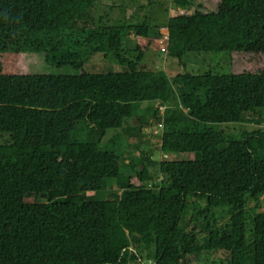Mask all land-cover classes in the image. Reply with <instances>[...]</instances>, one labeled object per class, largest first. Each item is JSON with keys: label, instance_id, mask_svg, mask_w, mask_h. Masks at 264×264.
Returning a JSON list of instances; mask_svg holds the SVG:
<instances>
[{"label": "trees", "instance_id": "obj_1", "mask_svg": "<svg viewBox=\"0 0 264 264\" xmlns=\"http://www.w3.org/2000/svg\"><path fill=\"white\" fill-rule=\"evenodd\" d=\"M99 1L0 0V264H196L202 252L264 264V131L215 126L263 112L264 0H211L215 11L179 13L165 26L112 23L106 11L79 24ZM196 1L172 0L181 10ZM163 27L172 59H248L241 69L231 61L227 74L170 79L140 65ZM83 52L113 56L126 70L87 72ZM30 53L81 72H25ZM143 102L156 103L160 150L194 154L146 158L161 179L147 165L121 173L118 155L104 149L107 132ZM112 179L121 192L88 194Z\"/></svg>", "mask_w": 264, "mask_h": 264}, {"label": "rangeland", "instance_id": "obj_2", "mask_svg": "<svg viewBox=\"0 0 264 264\" xmlns=\"http://www.w3.org/2000/svg\"><path fill=\"white\" fill-rule=\"evenodd\" d=\"M109 6H112L109 9ZM217 2L211 0H198L193 2L190 7L181 10L174 6L172 0H101L99 1L95 12L88 11L80 19L79 24L85 21L87 17L102 14L107 12L108 19L112 23L119 21L126 22H143L165 26L167 18L179 13H194L195 11L210 12L215 11ZM162 32H166V28H160ZM133 35L127 37L126 45L131 46L133 43ZM90 47L87 45L86 49ZM25 56V65L23 70L30 73H48V74H74L80 73L81 70H76L71 66L57 67L48 64L45 61L44 55L41 53H30ZM86 59L84 61L83 69L87 72H114L124 71L126 66L119 63L113 56L106 57L103 52H83ZM250 57V56H249ZM234 65L241 69L243 63L248 57L235 56L230 57L228 52H187L182 56L181 60L177 58H170L166 53L160 51L159 42H153L150 48L145 53L140 65L152 70H163L169 78L172 79L176 74L181 72L199 73L209 70L214 73L227 74L230 71L231 61ZM156 108L155 102L139 103L134 110L132 117L126 119L123 126L119 129H110L105 137V142L108 146L104 149L115 151L118 155L121 166L120 172L124 174H132L131 163L134 164L135 169H141L143 165H147L150 175L160 178L157 163L147 164L150 161L159 160H188L194 158V154L190 152L164 154L160 150V135L162 126L158 124L150 114L153 108ZM163 107H160L162 110ZM151 110V112H150ZM263 112L250 114V120L242 123H219L216 128L222 130L223 128L227 133H234L238 135L242 130H260L264 131V109ZM153 119V120H152ZM85 126L84 123L80 124ZM124 161V163H122ZM106 188L94 194L95 199H106L107 196L113 192H121L115 184L114 179L107 181ZM262 209L264 210V196L261 197ZM248 214L251 216L255 210L253 202L248 204ZM250 228V224L248 225ZM248 236L250 234L248 233ZM213 260L226 264L225 256L223 254H214L210 252H202L197 256L196 264H213Z\"/></svg>", "mask_w": 264, "mask_h": 264}, {"label": "built area", "instance_id": "obj_3", "mask_svg": "<svg viewBox=\"0 0 264 264\" xmlns=\"http://www.w3.org/2000/svg\"><path fill=\"white\" fill-rule=\"evenodd\" d=\"M167 38H168V36H167V31H166L165 33L162 32V36L160 38L154 40L157 43L159 42L160 51L163 52V53H166V48L165 47H166Z\"/></svg>", "mask_w": 264, "mask_h": 264}, {"label": "crops", "instance_id": "obj_4", "mask_svg": "<svg viewBox=\"0 0 264 264\" xmlns=\"http://www.w3.org/2000/svg\"><path fill=\"white\" fill-rule=\"evenodd\" d=\"M166 31H167V29H166Z\"/></svg>", "mask_w": 264, "mask_h": 264}]
</instances>
